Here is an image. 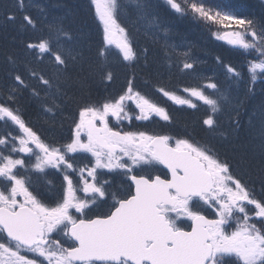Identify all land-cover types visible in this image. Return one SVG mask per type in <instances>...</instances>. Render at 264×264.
Returning <instances> with one entry per match:
<instances>
[{
	"label": "snow or ice",
	"instance_id": "snow-or-ice-1",
	"mask_svg": "<svg viewBox=\"0 0 264 264\" xmlns=\"http://www.w3.org/2000/svg\"><path fill=\"white\" fill-rule=\"evenodd\" d=\"M90 3L102 29L95 57L73 43L63 18L40 27L17 0L19 30L35 35L21 41L19 55L7 56L0 75V264H264V99L246 108L258 83L264 97V0L247 15L224 0H129L157 43L156 33H170L163 8L203 24L236 54L238 62L216 55L221 82L197 70L202 62L190 50L165 40L170 74L175 69L193 83L170 87L158 69L143 81L176 107L203 105L200 126L221 143L238 138L246 114L247 142L231 144L235 165L186 128L132 129L134 121L171 125L173 117L137 87L149 48L122 21V0ZM116 66L128 75L115 94L102 101L69 94L95 76L112 83ZM25 98L37 103L49 135L24 118ZM69 103L76 114L64 133L57 118Z\"/></svg>",
	"mask_w": 264,
	"mask_h": 264
},
{
	"label": "trees",
	"instance_id": "trees-1",
	"mask_svg": "<svg viewBox=\"0 0 264 264\" xmlns=\"http://www.w3.org/2000/svg\"><path fill=\"white\" fill-rule=\"evenodd\" d=\"M124 5L121 11L122 21L131 29L133 36L139 47L145 45L149 48L148 55V69L137 78V87L148 91L155 100L159 103L167 105L173 117L171 125L165 124L163 121L155 119L151 122H133V130H143L149 133H169L175 131H183L185 128L191 132L196 140L216 144L222 156H227L229 160L235 165L238 162V156L232 151L231 144L242 145L247 142L248 138V116L242 115L241 128L239 130L238 138L231 142L221 143L218 138H214L212 134L204 131L199 123V119L205 111V107L200 105L198 109H189L186 107H176L168 102L158 93L152 92L150 88H146L143 81L149 72L159 70L165 83L170 87H180L183 85L193 83L189 75L180 74L171 70V74L164 59L161 46L165 40L169 44H174L180 51L190 50L193 59L199 60L202 63L198 65L197 70L205 75H216L219 81H223L220 75L221 69L215 62L216 55H224L226 59L233 62H238L235 53L228 50L227 45L222 41L215 40L203 24L185 17L177 19L171 14L166 13L161 8L162 21L170 28V33L164 37L162 33H156L159 37L157 43L153 37L154 30L149 29L146 23L140 20L132 7L129 6V0H122ZM152 3H158V0H152ZM224 3L229 7L238 10L244 15L249 12L260 10L261 0H224ZM23 12L30 14L33 19L38 21L39 26L43 27L45 23L53 22L57 19L63 18V23L73 34V43L78 47L84 49L86 53H90L95 57L97 49L100 47V40L102 29L99 25L98 19L95 17L94 8L91 6L90 0H24ZM12 13L16 16L15 21H7L5 15ZM22 13L18 10L17 0H0V75L3 74V69L7 67V56L9 54L19 55L23 48L21 41L26 40L30 35L35 33H24L19 30ZM215 31V26L212 29ZM115 79L112 83L106 84L101 82L99 76L91 78L86 87L81 90L78 85H72L68 88L70 95L75 94L77 98L91 101H102L108 94H115L125 83L128 75L126 69L116 66L114 67ZM155 79V75H153ZM261 85L257 84V93L255 98L248 101L246 108L251 112L253 107L260 102L264 97L260 94ZM243 92L241 91V95ZM24 109V118L33 123L34 126L49 135V125L45 123V117L41 113L35 101H29L27 98L21 101ZM76 114V105L69 103L65 106L64 112L57 119H64V133L68 128V117ZM0 128H3L0 125ZM5 131V130H4ZM245 180L251 182L249 175L244 169H236ZM257 195H260L257 186Z\"/></svg>",
	"mask_w": 264,
	"mask_h": 264
},
{
	"label": "flooded vegetation",
	"instance_id": "flooded-vegetation-1",
	"mask_svg": "<svg viewBox=\"0 0 264 264\" xmlns=\"http://www.w3.org/2000/svg\"><path fill=\"white\" fill-rule=\"evenodd\" d=\"M165 172H166V170L161 168L160 174L163 175ZM50 179H52V178H50ZM52 180H54L57 185L60 183V178L58 176H55Z\"/></svg>",
	"mask_w": 264,
	"mask_h": 264
},
{
	"label": "rangeland",
	"instance_id": "rangeland-1",
	"mask_svg": "<svg viewBox=\"0 0 264 264\" xmlns=\"http://www.w3.org/2000/svg\"><path fill=\"white\" fill-rule=\"evenodd\" d=\"M4 130L6 131V129H5L4 127H3V128H0V132H3ZM55 176H56V175L53 173V174H51V175L49 176V179H50V178L53 179Z\"/></svg>",
	"mask_w": 264,
	"mask_h": 264
}]
</instances>
